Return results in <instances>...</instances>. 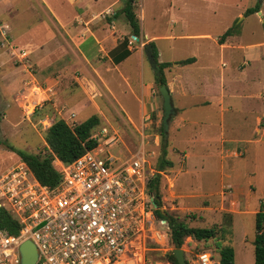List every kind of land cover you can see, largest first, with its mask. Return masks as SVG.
I'll list each match as a JSON object with an SVG mask.
<instances>
[{
    "label": "rangeland",
    "instance_id": "rangeland-1",
    "mask_svg": "<svg viewBox=\"0 0 264 264\" xmlns=\"http://www.w3.org/2000/svg\"><path fill=\"white\" fill-rule=\"evenodd\" d=\"M110 1L100 0L96 9L107 6ZM11 3L14 6L11 9H7L9 5L6 3L0 6V172L19 160L7 145L33 153L47 151V128L45 129L41 122L45 118H63L73 125L96 114L92 107L77 111L75 117L70 114L72 111L66 109L58 113L62 110L61 104L55 107L53 94L50 97L46 94L51 92V88L59 95L67 91L70 85L73 87L70 75L75 74L77 69L68 68L72 73L67 74L68 69L63 65V60L70 50L65 45L61 46V41L50 35L53 32L58 36L59 30L55 18L48 13V10L51 11L60 23L66 24L74 15L72 7L65 3V0H46L44 4L40 0H11ZM124 4L125 0H121V6ZM250 4L252 0H136L135 13L139 14L140 9L145 10L144 26L149 27L151 36L141 33L136 39L130 30L126 35L128 45L137 51L142 50L143 44L149 40L159 41L158 36L169 31L165 21L175 15L173 9L221 7L220 12L230 18L243 5ZM118 9L122 8L105 11L103 9L96 18L99 20V28H108L109 34L112 31L121 34V38H118L120 41L125 35L119 28L126 19L119 13L117 19H120L121 24L117 22L115 25L114 14ZM96 18L94 20H97ZM245 25L246 36L256 39L260 34V25L258 26L255 18H250ZM200 26L204 25L181 22L176 25L174 32L192 34L210 30L200 29ZM261 27H264V23H261ZM250 31L255 34L250 35ZM31 36L38 45H28L30 40L27 38ZM246 36L244 35V38ZM188 38L160 40L158 44L163 52L162 59L186 58L197 52L199 40ZM84 45L91 46L90 52L93 51V41L90 37ZM112 46L114 45L111 43L109 46L103 45L100 55L104 57ZM96 50L97 46L95 53ZM46 53H49V59ZM227 56L224 55V59L228 60ZM159 58L161 57L158 54V60ZM144 59V72L152 73L147 59ZM243 61L240 68H246L248 65L254 67L250 61ZM254 68L245 69L250 75L253 74V80H245V83L252 87L251 97L227 98L222 109L215 100L209 105L187 107L183 116L190 122L181 130L178 142L174 141V133L169 130L167 158L173 161V166L161 173L160 181L163 209L176 213L190 226L224 225L227 234L225 240L221 241L225 244L232 243L235 249V264H254V210L260 209L261 202L264 205V72H260L262 78L258 82L257 77H254ZM168 69L173 70V66ZM165 70L164 76L168 85L170 79ZM51 71H54L52 79L45 78ZM184 72L187 73L188 70ZM154 74H150L151 81L154 82L150 95L155 100L150 99L152 106L151 109H145L144 119L138 122L135 102L131 97L117 93L115 88L118 82L121 83L118 78V82L113 79L112 83L113 90H116L117 102L110 100L108 104L102 101V104L99 103L101 109H104L105 118L94 129V133L98 135L96 151L111 154L117 165L136 156H143L148 177L155 173L162 141L159 123L162 120L163 107ZM193 78L196 79L195 75ZM6 88L11 94L6 92ZM14 93L18 98L13 102L9 96ZM205 98L204 94L197 93L187 97L185 102L205 101ZM119 101L127 106L126 111L120 108ZM231 104H235L233 109H229ZM42 105L51 110L50 113L39 117L34 114V110L36 107H43ZM128 114L134 121L128 119ZM257 114L261 116L260 126H254ZM173 119L176 118L172 116V123ZM103 128L106 129L104 135L100 134ZM222 131L225 139L221 137ZM235 138L239 141L232 140ZM53 162L60 168L61 163L57 159ZM162 233L156 242L148 244L147 257L152 261L169 262L165 254L173 247L167 240L166 232ZM181 248L189 264H198L197 257L202 251L211 255V264H218L219 255L214 239L197 241L188 237Z\"/></svg>",
    "mask_w": 264,
    "mask_h": 264
},
{
    "label": "crops",
    "instance_id": "crops-1",
    "mask_svg": "<svg viewBox=\"0 0 264 264\" xmlns=\"http://www.w3.org/2000/svg\"><path fill=\"white\" fill-rule=\"evenodd\" d=\"M99 1L100 0H65V3H68L74 12V15L66 24L60 23L58 18L48 10L50 16L52 15L55 18V23L58 24H56V26L59 30L58 36L53 32L50 35L56 40H60L61 46L65 45L70 50L69 53L65 55L63 65H65L67 69H77V71L75 74L73 73L70 75V82L73 84V87L70 85L67 91L59 95H56V91L51 88V92L46 94L47 97H50V95L53 94L52 100L54 101L53 104L55 107L58 104H61L62 110L58 111V113H61L66 109L67 111H72L70 114H73L75 117L77 111L92 107L100 119L103 120L105 118L104 109H101L99 103L102 104V102H104L105 104H108L110 100L117 102V90V93H120L121 95L124 94L134 100L136 117L139 122V120L145 118V109H151L152 104L150 103V99L155 100L150 95V91L154 87V82L151 81L150 74H154L155 71L151 67L144 53V49L137 51L133 50L128 43L127 48L130 50V54L119 63L113 62L111 52L117 49V46L123 39L119 41L118 38H121V34H117L115 31H112L111 34H109V31L107 32L108 28L104 30L101 26V28H99V20L96 17L103 9L105 11L106 9L123 8V6H121V0H111L107 6L96 9V5L98 3L100 4ZM40 2L44 4V2L46 3V0H40ZM4 3L9 5V8L7 9L14 7L12 6L11 0H0V6ZM255 4L260 5L259 10L246 14L247 8L252 7ZM221 9V7H218L217 9H173L175 10L174 14L176 16H172L173 18L169 17L165 21L167 24L166 29H169V31L166 32V34L159 35V41L176 40V38L184 37L199 40L197 43L198 45L196 46L197 52L188 56L194 58V61L191 63L182 65L178 62L188 57H175L172 58V60H164L162 59L163 52L159 48V41L154 42L149 40L146 42L149 44L150 42H153L155 44L158 54L161 57L158 61L171 62V66H173V70L168 69L171 66L166 67L165 74L170 79L169 84L167 85L166 83V85L171 92L174 108L176 110V114L173 115V117L176 118L175 120L173 119L174 123H172V117L169 122V130L170 133H174L175 142L179 141L181 130L186 127L187 122H190V120L183 116L188 108L197 107L199 105H209L215 100L222 109L225 99L227 98H239L243 96L248 98L251 97L253 92H250V90L252 87H250L248 83L246 84L245 80L248 82L253 80V74L250 75L246 70L253 69L255 66L256 68L254 69L256 70V74L254 77H257L258 82L261 81L260 79L262 78V75L260 72H264V27H261V23H264V0H252V4L243 5L242 8L238 9L230 18L224 16L223 13L220 12ZM121 13V9L115 11L113 20L115 25L117 22L121 24L120 19H117L118 14L121 15ZM136 15L139 20L140 34L142 33L149 36L151 34L148 31L149 27L146 28L144 26L145 10L140 9L139 14L136 13ZM239 17L240 19L238 20ZM95 18L97 20H94ZM250 18H255L258 26L260 25L258 29L260 34L258 33L259 36L256 39H250V37L246 36L245 24ZM181 22L203 24L204 26H200V29L208 28L210 30L192 34H184L181 32L176 34V32H174L176 25ZM230 27H235V33L226 37L223 41H220L219 37ZM119 29H121V32L125 37H127V33L131 30L126 21L121 24ZM249 34L254 35L255 33L250 31ZM244 35L246 38H244ZM89 37L93 41V51L97 46L96 53L95 51L90 52L91 46L86 47L84 45ZM135 38L138 39L137 36ZM27 40H30L28 45H38V43H34L32 36L28 37ZM110 43L114 46H112L108 51V54L103 57V55H100L103 45L109 46ZM146 43L143 44V48ZM83 45L85 47H83ZM53 51L55 52V49ZM49 53H46L45 55L48 56ZM226 54L228 55V60L224 59V55ZM144 58L147 59L152 73L150 72L146 74L144 72L146 62ZM244 59L253 63L254 67L248 65L246 68H240ZM184 70H188V72L186 73ZM70 73L72 72L68 69L67 74ZM172 73H174V76H172ZM133 75H135V77H133ZM194 75L196 79L193 78ZM53 76L54 71H51L47 73L45 78L52 79ZM171 76L173 77V80H171ZM154 77L156 81V73L154 74ZM118 78H120L121 83L118 82ZM113 79H116L118 82V86L115 88L116 90H113ZM48 89L50 88H45V90ZM6 92L11 94L8 89ZM197 93L204 94L206 96L204 99L205 101L185 102L187 97L194 96ZM257 94L259 93L257 92ZM174 96L176 97V100ZM9 98L14 102L17 101L18 97L16 93H14L11 97L9 96ZM234 106L235 104H231L229 109H233ZM126 107L127 106L120 103V108L122 110L126 111ZM221 115H223V113H221ZM127 116L129 120L134 121L132 116L129 114ZM45 119L48 121L50 120L51 123L55 120V118L52 117ZM260 122L261 116L260 114H257L254 126H260ZM221 137L222 139H225L223 131L221 132ZM232 140L239 141L237 138ZM15 156L18 157L16 154ZM185 156H187L186 153ZM57 161L59 160L57 159ZM19 162L23 161L19 158L16 163ZM59 163L62 162L59 161ZM10 168H7L6 170ZM221 181L223 184V179H221ZM256 211L258 210H254V213Z\"/></svg>",
    "mask_w": 264,
    "mask_h": 264
},
{
    "label": "built area",
    "instance_id": "built-area-1",
    "mask_svg": "<svg viewBox=\"0 0 264 264\" xmlns=\"http://www.w3.org/2000/svg\"><path fill=\"white\" fill-rule=\"evenodd\" d=\"M41 122L45 129L51 124ZM103 152L94 148L61 163L54 187L41 184L24 162L0 173V207L20 224L16 234L0 227V264H20L26 239L35 243L39 264H171L147 257L148 244L168 225L156 219L146 160L136 156L117 165ZM197 258L211 264L207 252Z\"/></svg>",
    "mask_w": 264,
    "mask_h": 264
},
{
    "label": "trees",
    "instance_id": "trees-1",
    "mask_svg": "<svg viewBox=\"0 0 264 264\" xmlns=\"http://www.w3.org/2000/svg\"><path fill=\"white\" fill-rule=\"evenodd\" d=\"M136 0H125V4L121 9L127 23L131 28L132 35L139 37L140 26L139 20L134 10V3ZM260 5L255 4L247 8L246 14H250L259 10ZM235 33V27L227 29L220 37L219 40L223 41L226 37ZM128 38L124 37L117 49L113 50L112 60L119 63L130 54L127 48ZM153 54L158 62L161 78L156 77V83L159 87L161 84H166L164 76V69L171 66V62L158 61V51L153 42H150ZM194 61L193 57H188L178 61L184 65ZM160 94V93H159ZM36 107L34 114L43 117L45 113H50V108ZM39 108V109H38ZM48 109V110H47ZM101 123V119L97 114L91 115L88 119L70 125L63 118L55 119L45 131V142L47 151L44 153H33L24 150L16 149L12 145H7L8 149L14 152L20 160H22L31 170L35 178L43 185L48 187L56 186L60 181V168L54 164V159H58L63 164L70 163L84 154L86 151L91 150L98 146V140L92 137L94 129ZM159 131L162 138L161 153L159 154L155 173L152 175L148 182L147 190L153 196V203L155 205L154 213L157 220L164 219L167 222L165 228L168 242L173 247L166 253L167 261L171 264H178L176 257L173 254L174 248H181L184 240L188 237L197 241H207L209 239L216 240L217 252L219 255L218 264H235V249L231 242L224 243L227 229L224 225L199 227L190 226L185 219L179 217L176 213H172L162 208V195L160 189V181L162 172L167 168L173 166V161L167 158V146L163 143V126L162 120L159 123ZM0 144L2 141L0 140ZM229 221V220H228ZM229 223H231L229 221ZM0 227L6 229L11 234H16L19 231L20 224L11 213L4 207H0ZM254 229L255 234L252 240L254 248V264H264V205L261 202L260 209L254 215ZM230 232V231H228ZM203 252V251H202ZM186 264H189L186 260Z\"/></svg>",
    "mask_w": 264,
    "mask_h": 264
},
{
    "label": "water",
    "instance_id": "water-1",
    "mask_svg": "<svg viewBox=\"0 0 264 264\" xmlns=\"http://www.w3.org/2000/svg\"><path fill=\"white\" fill-rule=\"evenodd\" d=\"M144 53L156 73L157 78H161L162 74L159 70L158 63L153 54L152 47L149 43L144 45ZM162 99L163 107V116H162V126H163V143L166 144L168 141V132H169V122L173 115L176 114L174 108L171 92L169 91L166 84H161L158 87ZM173 254L176 257L178 264H186V259L184 251L182 248H174ZM19 255H20V264H39L38 258L39 253L35 243L31 239L24 240L19 245Z\"/></svg>",
    "mask_w": 264,
    "mask_h": 264
}]
</instances>
